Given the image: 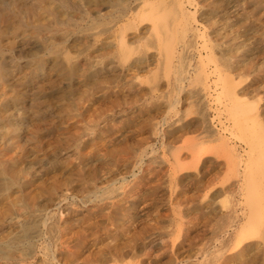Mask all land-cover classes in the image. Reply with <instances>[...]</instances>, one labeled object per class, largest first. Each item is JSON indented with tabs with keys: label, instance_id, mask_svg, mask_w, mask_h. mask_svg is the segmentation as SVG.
I'll list each match as a JSON object with an SVG mask.
<instances>
[{
	"label": "rangeland",
	"instance_id": "obj_1",
	"mask_svg": "<svg viewBox=\"0 0 264 264\" xmlns=\"http://www.w3.org/2000/svg\"><path fill=\"white\" fill-rule=\"evenodd\" d=\"M93 1L55 2L67 27L42 34L59 55L90 47L76 71L21 50L22 36L14 51L0 46V251L24 235L20 223L38 235L0 264H188L200 249L214 264H264V221L251 213L264 188V0H174L169 31L162 15L154 36L145 22L124 47L110 34L104 52L84 37ZM204 121L226 142L207 141L193 170L186 145Z\"/></svg>",
	"mask_w": 264,
	"mask_h": 264
},
{
	"label": "bare ground",
	"instance_id": "obj_2",
	"mask_svg": "<svg viewBox=\"0 0 264 264\" xmlns=\"http://www.w3.org/2000/svg\"><path fill=\"white\" fill-rule=\"evenodd\" d=\"M172 1L174 0H98V2L96 3L95 7H93L95 10V14L93 13V16L96 15L95 18H92L91 20L93 21V24H91L90 28H88V30L93 31L92 34L89 35H85V41L86 44L91 46V41H94V43H99L98 46L101 47L102 49L104 47H106L109 43V35L113 34V38H114V42L116 44H118V46L120 47H124L127 45L128 43V32L136 27H139L141 24L143 23H150L151 27H150V36H154L155 33L158 30L159 27V23H160V19L162 18V15L165 16L164 18V22H165V26L167 28V30L169 31L170 28H172L173 23L171 22V18L169 17V14L172 11ZM55 2H59L60 3V8L62 9H68L71 7L72 9V0H0V46L2 45L3 42L6 43V48L9 47L11 51H14L16 49V45L17 42L18 44L21 43L22 41H18V37L22 36V39L24 42H22V44H20V49L24 50L25 46L29 49H37L38 50V54H45L46 52H50V55H56L57 58H53V61H64L62 63H64V65L66 64L67 67L70 66L75 68L74 70L76 71V67L79 66L78 65V61L81 59V57H85V59L83 61H86V63H89L90 60V47L88 48V50H81L82 47H80V51H77L76 56L73 57L71 55V53L75 52V51H71V49H67L65 51H63L64 53L62 54H58V51H54L51 50L50 48L55 46L51 41H49V39H45L42 38V34L43 33H56L59 29V27H64L66 25V22L61 21L58 19L56 12L53 9V5ZM91 2L94 3L93 0H91ZM75 3V2H74ZM90 3V2H89ZM92 3V5H93ZM109 3V4H108ZM161 4H163V8L161 7ZM181 3V2H180ZM58 4V3H57ZM95 4V3H94ZM106 4L110 5L109 8L110 11L104 15L102 12V8L106 6ZM174 4V3H173ZM88 5V4H87ZM85 5V7L87 6ZM90 5V4H89ZM55 7V5H54ZM84 7V6H83ZM92 7V6H91ZM90 7V8H91ZM161 7V8H160ZM181 7V5H180ZM89 8V9H90ZM42 9H45L51 19L49 20L48 23L43 24V21H41L42 19H40V11ZM57 9V8H56ZM76 9V8H75ZM74 8L72 10H75ZM105 9V8H104ZM174 9V8H173ZM79 10V9H78ZM77 10V12H78ZM87 10V8H86ZM85 10V11H86ZM175 10V9H174ZM69 11V10H68ZM67 11V12H68ZM83 12V10H81ZM80 11V12H81ZM106 11V10H105ZM104 11V12H105ZM57 12H60L59 10H57ZM66 12V13H67ZM74 12V11H73ZM82 12H81V16H82ZM70 14V13H69ZM76 14V13H75ZM74 14V15H75ZM79 14V13H78ZM77 14V15H78ZM174 14V11H173ZM42 15V14H41ZM48 15V14H47ZM68 15V14H66ZM72 15V14H71ZM73 15V16H74ZM76 15V16H77ZM85 15V14H84ZM88 16H92L91 13L88 12L87 14ZM68 17V16H67ZM182 17V16H181ZM48 18V17H47ZM62 18V17H61ZM70 18V17H69ZM73 18V17H72ZM78 18H80V16H78ZM83 18V17H82ZM81 18V19H82ZM148 18V19H145ZM86 19V17H85ZM84 19V20H85ZM189 19V18H187ZM63 20V19H62ZM76 20V19H75ZM195 20V19H194ZM74 21V20H73ZM83 21V20H82ZM70 22V21H68ZM182 22V21H181ZM196 22V21H195ZM83 23V22H81ZM74 24V23H73ZM87 24V23H86ZM69 25H71L69 23ZM77 25V24H76ZM80 25V24H79ZM197 25V24H196ZM72 26V25H71ZM82 26V25H81ZM85 26V25H84ZM89 26V25H88ZM65 27V28H66ZM75 27V25H74ZM79 27V26H78ZM61 28V30H62ZM64 28V30H65ZM70 28V27H69ZM73 27H71L72 29ZM83 28V27H82ZM145 28V27H144ZM188 28V27H186ZM75 29V28H74ZM74 29L73 32H74ZM193 29V28H192ZM68 30V28L66 29ZM63 31V30H62ZM78 31V30H76ZM192 31V30H191ZM67 33V31H65ZM72 32V33H73ZM84 32V31H83ZM141 32V31H140ZM59 33V31H58ZM70 32V34H72ZM142 33V32H141ZM70 34H63L65 37L69 36ZM78 34V33H77ZM60 35V34H59ZM74 35V34H73ZM72 35V36H73ZM83 35V34H82ZM46 36V35H44ZM43 36V37H44ZM62 36V35H60ZM71 36V35H70ZM71 36V38H72ZM81 36V35H80ZM138 37V36H137ZM187 37V36H186ZM51 38V37H50ZM54 38V37H53ZM52 38V39H53ZM21 39V40H22ZM51 39V40H52ZM63 39V36H62ZM61 39V40H62ZM65 39V38H64ZM140 39V38H138ZM155 39V38H154ZM153 39V40H154ZM58 40V39H56ZM66 40V39H65ZM83 41V42H85ZM151 41V39L149 40ZM64 42V40H63ZM76 42V41H75ZM82 42V41H81ZM148 42V41H147ZM26 43H28L27 45H25ZM113 43V42H112ZM141 43V42H140ZM152 43V42H151ZM60 44V42H59ZM71 44V43H70ZM69 44V45H70ZM75 44V43H74ZM77 44V43H76ZM75 44V45H76ZM79 44V41H78ZM85 44V45H86ZM115 44V47H116ZM62 45V44H61ZM61 45L59 47H61ZM64 45V44H63ZM73 46V44H71ZM84 45V46H85ZM93 45V43H92ZM96 45V44H95ZM143 45V44H142ZM4 46V47H5ZM65 46V45H64ZM67 46V45H66ZM83 46V45H82ZM109 46V45H108ZM136 46V45H135ZM155 46V45H153ZM191 46V45H190ZM19 47V46H18ZM36 47V48H35ZM63 47V46H62ZM97 47V46H96ZM112 47V46H111ZM114 47V48H115ZM129 47V46H128ZM133 47V46H132ZM57 48V46L55 47ZM74 48V47H73ZM79 48V47H78ZM87 48V46H86ZM109 47H107L108 49ZM135 48V47H134ZM2 49V48H1ZM0 49V50H1ZM94 49V48H93ZM101 49V52H102ZM105 49H103L104 52ZM139 50V49H138ZM137 50V51H138ZM156 50V49H155ZM9 51V50H8ZM10 51V52H11ZM32 51V50H31ZM62 51V50H61ZM106 51V50H105ZM133 51V50H132ZM17 52V51H16ZM19 52V51H18ZM27 52V51H26ZM24 52V53H26ZM95 52V51H94ZM93 52V53H94ZM98 52V51H97ZM122 52L124 53V51L122 50ZM33 53V52H32ZM100 53V52H99ZM116 54V52H114ZM128 53V51H127ZM132 53V52H131ZM12 54V53H11ZM19 54V53H18ZM30 54V53H29ZM92 54V53H91ZM114 54V55H115ZM34 55V54H33ZM47 55V54H46ZM98 55V53H97ZM110 55V53H109ZM118 55V53H117ZM132 55V54H131ZM175 55V54H174ZM31 56V55H30ZM99 56V55H98ZM108 56L107 53H103L101 55V57H106ZM116 56V55H115ZM114 56V58H115ZM120 56V54H119ZM118 56V59L120 58ZM123 56H127L125 55V53L123 54ZM130 56V55H128ZM41 57V56H40ZM95 57V56H94ZM37 58V57H36ZM60 58V59H59ZM96 58V57H95ZM107 58V57H106ZM106 58L105 59L106 61ZM122 59L124 57H121ZM50 59V58H49ZM62 59V60H61ZM92 59V58H91ZM98 60V58H96ZM102 59V58H101ZM46 60V59H45ZM93 60V59H92ZM96 60V61H97ZM117 60V59H116ZM147 60V59H146ZM208 60V57H207ZM52 61V60H51ZM82 61V63H84ZM103 61V60H102ZM121 61V60H120ZM125 61V60H124ZM161 61V60H160ZM92 62V61H91ZM90 62V63H91ZM95 62V61H94ZM43 63V62H42ZM46 63V62H45ZM53 63V62H52ZM89 63V64H90ZM97 63V62H96ZM211 63V61H210ZM60 64V63H57ZM162 64V63H161ZM44 65V64H43ZM107 65V64H106ZM121 65V64H120ZM149 65V64H148ZM14 66V65H13ZM84 66V65H83ZM82 66V67H83ZM85 67V66H84ZM160 66H158L159 69ZM180 67V66H179ZM182 67V66H181ZM20 68V67H18ZM101 68V67H100ZM161 68V67H160ZM198 68V67H197ZM39 69V68H38ZM47 69V68H46ZM71 69V68H70ZM96 69V68H95ZM36 70V69H35ZM80 70V69H79ZM105 70V69H104ZM103 70V71H104ZM176 73L178 78L177 82L180 83L181 79H183V74L186 73V70L183 68H179L176 69ZM214 70V69H213ZM40 71V70H39ZM45 70V67H42L41 72L43 73ZM55 71V70H54ZM52 71V72H54ZM68 71V70H67ZM215 73L217 74V69L214 70ZM213 71V72H214ZM37 72V71H36ZM88 72V71H87ZM50 73V72H49ZM78 73V72H76ZM206 73V72H205ZM11 74V73H10ZM45 74V73H44ZM47 74V73H46ZM70 74V73H69ZM207 74V73H206ZM21 75V74H20ZM49 75V74H48ZM204 75V74H203ZM34 76V75H33ZM38 76V75H37ZM69 76V75H67ZM121 76V75H120ZM195 76V75H194ZM205 76V75H204ZM208 76V75H207ZM8 77V76H7ZM13 77V76H12ZM44 77V76H43ZM180 77V78H179ZM18 78V77H17ZM20 78V77H19ZM66 78V77H65ZM3 79V78H0ZM25 79V78H24ZM36 79V78H35ZM52 79V78H51ZM218 79V78H217ZM12 80V79H11ZM30 81L32 79H29ZM219 80V79H218ZM3 81V80H2ZM7 83H11L10 79H6L5 80ZM18 81V80H17ZM20 81V80H19ZM41 81V80H40ZM230 81V79H229ZM1 82V81H0ZM208 82V81H207ZM17 83V82H16ZM19 83V82H18ZM36 83V82H35ZM33 83V84H35ZM102 83V82H101ZM22 84V83H21ZM31 84V83H30ZM39 84V82H38ZM16 85V84H15ZM14 85V86H15ZM18 85V84H17ZM23 85V84H22ZM20 86V85H19ZM25 86V85H24ZM28 86V85H27ZM66 86V85H65ZM0 90L1 92H5V90H7V87H4L3 84L0 83ZM37 87V86H36ZM35 87V88H36ZM67 87V86H66ZM17 88V87H16ZM19 88V87H18ZM33 88V87H32ZM39 88L40 84H39ZM208 88V85L206 87V89ZM115 89V88H114ZM209 89V88H208ZM75 90V89H74ZM97 91V89H96ZM96 93V92H95ZM8 94V93H7ZM1 96V95H0ZM108 97V96H107ZM27 98V97H26ZM8 102V101H7ZM30 103V102H29ZM6 104V103H5ZM202 105V104H201ZM1 107V106H0ZM26 107V106H24ZM29 107V105H28ZM3 112V111H2ZM218 117V116H217ZM44 118V117H43ZM205 118V117H204ZM72 119V118H71ZM38 120V119H37ZM212 121V120H211ZM213 122V121H212ZM211 122H206L204 121L201 126L199 127L200 130V135L197 137H194L192 139L189 140V143L186 145L187 146V152H188V156L191 160L190 162V169L193 170H197L199 169V165L201 164L202 158L205 156V154L207 153V148H206V142H226L225 138L223 136H219L217 134V131L214 129V127L212 126V124H210ZM50 125V124H49ZM14 126V125H13ZM216 126V125H215ZM231 127V126H230ZM219 128V127H218ZM225 130V129H224ZM229 130H226V134H228ZM220 132V131H219ZM24 133V132H23ZM223 133V132H222ZM225 134V133H223ZM230 135V134H229ZM16 136V135H15ZM18 136V135H17ZM201 136V137H200ZM226 136V135H224ZM200 137V138H199ZM27 138V137H26ZM227 139H229L227 137ZM232 139V138H231ZM230 140V139H229ZM230 143V142H229ZM228 143V144H229ZM206 144V145H205ZM233 144V143H232ZM74 146V145H73ZM237 148H235L236 150ZM243 149V148H242ZM262 150V149H260ZM234 151V150H233ZM113 152V151H112ZM239 152V151H238ZM234 154V153H233ZM255 154V153H254ZM238 157V155L236 156ZM240 158V157H239ZM240 162V161H239ZM56 164V163H55ZM205 164V163H203ZM201 164V165H203ZM241 164V163H240ZM246 164V163H245ZM5 167V166H4ZM202 167V166H201ZM204 167V166H203ZM205 168V167H204ZM244 172V171H243ZM252 175V174H250ZM255 177V176H253ZM251 178V177H250ZM10 182V181H9ZM194 184V183H193ZM192 185V184H191ZM251 186V185H250ZM257 186V184H256ZM11 188V187H10ZM259 188V187H258ZM249 190V189H248ZM250 192V191H249ZM259 199V203L258 205L255 207V211L252 210L251 213L255 216L256 220L260 223H262V221H264V188H262L261 190V194ZM192 201V198H191ZM190 206V205H189ZM192 207V206H191ZM190 208V207H189ZM27 209V208H26ZM30 210V209H29ZM192 210V209H191ZM27 211V210H26ZM229 211V210H228ZM28 213V212H27ZM235 214V213H234ZM234 214H231L229 216H226L224 219V225L222 224V227L219 228L220 231L224 230L225 228H229V230L224 231L225 234H230L231 231L236 229V226L238 224V217L235 216ZM261 217H260V216ZM30 216V215H29ZM252 217V216H251ZM16 218V217H15ZM21 218V217H20ZM251 219V218H250ZM14 220V219H13ZM16 220V219H15ZM14 220V221H15ZM21 220V219H19ZM34 220V219H33ZM196 220L197 217L194 214L193 211H190L189 213V225L191 227V229H193L194 225L196 224ZM247 220V219H246ZM252 220V219H251ZM33 222V221H32ZM248 222V221H247ZM38 223V222H37ZM21 227L23 229V236H21L20 238L16 239L15 241H13L12 243H8L5 248H3V251H0V255L3 257V259L5 260H14L15 261V255H14V251L17 250V243H27L29 242L30 244V240L32 238L37 237L36 236V232H35V228L33 223L29 224L27 222L25 223H20ZM249 224V223H248ZM247 225V224H246ZM250 225V224H249ZM248 225V226H249ZM38 226V225H37ZM239 228V226H238ZM242 228V227H241ZM248 229V228H247ZM241 230V229H240ZM245 230V229H244ZM219 231V232H220ZM242 231V230H241ZM245 232V231H244ZM22 233V232H21ZM235 233V232H234ZM42 235V233H40ZM236 234V233H235ZM20 236V235H19ZM227 236V235H226ZM230 236V235H229ZM237 236V235H236ZM5 237V236H4ZM40 237V236H39ZM244 237V236H243ZM245 238V237H244ZM244 238H242L241 240H243ZM15 239V238H14ZM7 240V239H6ZM33 240V239H32ZM34 241V240H33ZM236 241V240H234ZM11 242V241H10ZM226 242V241H225ZM229 244V241H227ZM244 242V241H243ZM34 244V242L32 243ZM232 244V243H231ZM5 245V244H3ZM20 245V244H19ZM25 245V244H24ZM27 245V244H26ZM25 245V246H26ZM31 245V244H30ZM23 246V245H22ZM34 246V245H33ZM21 248V246H19ZM18 247V248H19ZM242 247V246H241ZM19 248V249H20ZM24 249H29V247H24ZM34 248V247H33ZM219 248V247H218ZM217 248V249H218ZM27 249V251H28ZM226 249V246H223L222 250ZM31 250V249H30ZM221 250V249H220ZM221 250V251H222ZM228 250V249H227ZM23 251V249H22ZM19 252V251H17ZM21 252V250H20ZM34 252V251H33ZM16 253V252H15ZM22 253V252H21ZM27 253V252H26ZM30 253V252H29ZM32 253V252H31ZM208 252L204 249H200L198 250L197 253L192 254L189 258V262L188 264H214L213 260L211 261V259L207 258L206 255ZM24 255V254H23ZM27 255V254H26ZM22 256V255H21ZM25 256V255H24ZM26 257V256H25ZM28 257V256H27ZM19 260V259H18ZM22 260V259H21ZM251 260V259H250ZM24 261V260H23ZM18 262V261H17ZM22 262V261H21ZM9 263V262H8Z\"/></svg>",
	"mask_w": 264,
	"mask_h": 264
}]
</instances>
